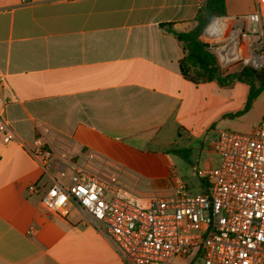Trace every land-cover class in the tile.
Wrapping results in <instances>:
<instances>
[{
	"label": "crops",
	"instance_id": "crops-1",
	"mask_svg": "<svg viewBox=\"0 0 264 264\" xmlns=\"http://www.w3.org/2000/svg\"><path fill=\"white\" fill-rule=\"evenodd\" d=\"M203 2L0 0V113L14 132L8 144L0 139V264H126L76 204L64 216L43 213L44 190L70 183L71 162L143 195L166 191L175 177L188 187L180 166L197 177L210 167L200 157L219 130L259 123L264 90L234 115L247 83L194 82L181 71L184 46L160 24L191 29ZM253 9L254 0H224L225 34L209 48L254 54V37L239 36L249 23L237 18ZM259 28L264 54V6ZM37 139L52 151L46 171L24 147Z\"/></svg>",
	"mask_w": 264,
	"mask_h": 264
},
{
	"label": "built area",
	"instance_id": "built-area-1",
	"mask_svg": "<svg viewBox=\"0 0 264 264\" xmlns=\"http://www.w3.org/2000/svg\"><path fill=\"white\" fill-rule=\"evenodd\" d=\"M264 0H254V9L237 16L247 21L239 36L251 35L258 48L250 57L264 63L263 35L259 28ZM227 18L214 16L202 34L209 41L222 38ZM218 23V36L212 34ZM211 31V32H209ZM221 66L236 63L241 56L216 48ZM2 77H0V84ZM14 132L0 113V139L8 144ZM33 160L48 170L52 151L37 139L24 145ZM219 155L217 165L197 173L209 182L206 192L190 193L175 177L166 191L143 195L122 185L116 175L101 177L84 165L70 163V183L55 180L40 197V210L61 216L76 204L87 223L94 225L112 243L126 264H166L188 257L199 264H264V114L248 133L231 129L217 132L211 144ZM65 169H59L64 174ZM28 189L36 191L34 184ZM188 258V259H189Z\"/></svg>",
	"mask_w": 264,
	"mask_h": 264
},
{
	"label": "trees",
	"instance_id": "trees-1",
	"mask_svg": "<svg viewBox=\"0 0 264 264\" xmlns=\"http://www.w3.org/2000/svg\"><path fill=\"white\" fill-rule=\"evenodd\" d=\"M224 13V0H204L194 18L196 24L187 31H177L172 28L171 23H161L167 30L172 32L183 44L185 55L180 59L182 73L194 82L216 80L219 84H227L233 81H242L248 84L249 89L243 107L234 115L246 112L252 105L258 94L264 90V65L255 67L244 64L237 71H227L228 66L221 67L217 64L215 55L204 46L200 35L205 26L214 16ZM185 156L188 149L176 150ZM201 187L199 192L209 190V182L205 177L199 176Z\"/></svg>",
	"mask_w": 264,
	"mask_h": 264
},
{
	"label": "rangeland",
	"instance_id": "rangeland-1",
	"mask_svg": "<svg viewBox=\"0 0 264 264\" xmlns=\"http://www.w3.org/2000/svg\"><path fill=\"white\" fill-rule=\"evenodd\" d=\"M212 19V18H211ZM211 21V20H210ZM200 38H201V40L202 41H206V42H210L208 39H206L204 36H203V34L201 33V35H200ZM214 43H213V46L215 47V46H218V40H215V41H213ZM212 46V48L210 49L209 47H208V49L215 55V57H216V61H217V64H219V62H218V56L216 55V53H215V51H216V48H214ZM244 64H251V65H253L254 63L252 62V60L251 59H239L236 63H234V64H229V65H225V66H221L220 64V66L221 67H226V66H228V68H227V71H229V72H231V71H237V70H239ZM261 65H264V63L263 64H261ZM261 65H259V66H261ZM258 66V67H259ZM261 109V105H260V103H258L255 107H254V109L251 111V113L250 114H252V115H249V117H248V120H251V118H253V116L256 114V113H258V111ZM252 130V129H251ZM250 130V131H251ZM236 131H238V132H244V133H248L249 131L248 130H246V129H237ZM211 135V134H210ZM214 138H215V136H214ZM197 150H199V149H197ZM203 153L201 154V157H200V162H199V166L201 167L202 166V163H204V160H205V157L206 158H210V160H209V166L211 167V166H215V165H217L218 164V162H219V159H220V157H219V155L213 150V149H209V148H207V145H204L203 146ZM191 160L193 161V159L191 158ZM179 173H180V175H181V177L183 178V179H185L186 181H187V184H188V190H189V192L190 193H198L199 191H201L203 188L201 187V182H200V179L197 177V175L193 172L192 173V171H190V170H188L186 167H185V165H183L182 167L180 166V168H179ZM189 258V257H188ZM185 259V261L187 262V261H189V263L190 264H199V262H200V259H194V260H191L190 258L189 259Z\"/></svg>",
	"mask_w": 264,
	"mask_h": 264
},
{
	"label": "bare ground",
	"instance_id": "bare-ground-1",
	"mask_svg": "<svg viewBox=\"0 0 264 264\" xmlns=\"http://www.w3.org/2000/svg\"><path fill=\"white\" fill-rule=\"evenodd\" d=\"M222 28H223V26L220 29L222 30ZM210 30L213 31L212 34H215L216 36H218V33H220V31H221V30H219V32H218V23L217 22L213 23ZM211 31H209V32H211Z\"/></svg>",
	"mask_w": 264,
	"mask_h": 264
},
{
	"label": "water",
	"instance_id": "water-1",
	"mask_svg": "<svg viewBox=\"0 0 264 264\" xmlns=\"http://www.w3.org/2000/svg\"><path fill=\"white\" fill-rule=\"evenodd\" d=\"M202 42H203V44H204V46H205L206 48L209 47L208 42H206V41H202ZM253 66L258 67V65H255V64H253Z\"/></svg>",
	"mask_w": 264,
	"mask_h": 264
}]
</instances>
